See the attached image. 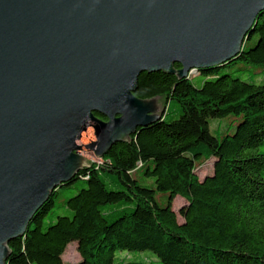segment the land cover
<instances>
[{
	"label": "trees",
	"instance_id": "obj_1",
	"mask_svg": "<svg viewBox=\"0 0 264 264\" xmlns=\"http://www.w3.org/2000/svg\"><path fill=\"white\" fill-rule=\"evenodd\" d=\"M135 95L161 96V119L56 189L7 264H64L74 242L78 264H264V11L230 61L181 80L143 73Z\"/></svg>",
	"mask_w": 264,
	"mask_h": 264
},
{
	"label": "water",
	"instance_id": "obj_2",
	"mask_svg": "<svg viewBox=\"0 0 264 264\" xmlns=\"http://www.w3.org/2000/svg\"><path fill=\"white\" fill-rule=\"evenodd\" d=\"M263 11L264 0H0V264L90 167L79 154L102 159L161 119V96L135 95L141 74L221 66Z\"/></svg>",
	"mask_w": 264,
	"mask_h": 264
},
{
	"label": "rangeland",
	"instance_id": "obj_3",
	"mask_svg": "<svg viewBox=\"0 0 264 264\" xmlns=\"http://www.w3.org/2000/svg\"><path fill=\"white\" fill-rule=\"evenodd\" d=\"M198 75H199V71H197L196 69L191 70V72L189 73V76H191V77H196ZM229 124H230V122H226L225 127L228 126ZM218 125L219 124L217 122H215L213 128L217 129ZM79 155L82 156L85 160L91 162L92 164L94 163L95 165H97L101 160L100 158L96 157L94 152H82ZM213 166H214V159H211L209 161H201L197 165V170H196V173L199 176V178L204 179L206 176L212 175L213 174ZM76 185L77 184H74L71 187L61 189V194L57 198V205L59 207L56 208V210L54 209V212L59 210V213H61L60 210L63 209V208H60L62 201L68 199L69 197H71L73 195H75L76 189H77V188H75ZM141 185H142V183H141ZM162 197L163 196L161 194L158 195L159 201H161ZM185 203L186 202L183 198L178 197L174 203V210L176 212H178L179 209ZM146 254L150 255L149 253H146ZM63 260H64V264H78L79 263L80 255L77 251V243L76 242L71 243L68 246V248H67V250L63 256Z\"/></svg>",
	"mask_w": 264,
	"mask_h": 264
},
{
	"label": "flooded vegetation",
	"instance_id": "obj_4",
	"mask_svg": "<svg viewBox=\"0 0 264 264\" xmlns=\"http://www.w3.org/2000/svg\"><path fill=\"white\" fill-rule=\"evenodd\" d=\"M100 117V116H99ZM101 119H103L104 121H107L105 118H102V117H100Z\"/></svg>",
	"mask_w": 264,
	"mask_h": 264
}]
</instances>
